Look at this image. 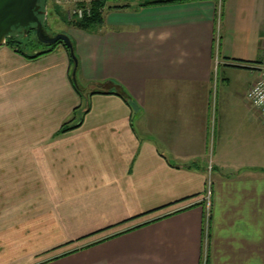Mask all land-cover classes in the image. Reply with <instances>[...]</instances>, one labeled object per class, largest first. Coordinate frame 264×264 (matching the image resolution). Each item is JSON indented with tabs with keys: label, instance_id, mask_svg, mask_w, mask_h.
Here are the masks:
<instances>
[{
	"label": "crops",
	"instance_id": "1",
	"mask_svg": "<svg viewBox=\"0 0 264 264\" xmlns=\"http://www.w3.org/2000/svg\"><path fill=\"white\" fill-rule=\"evenodd\" d=\"M67 33L80 84L130 99L80 93L62 44L0 47V264H264V119L247 96L221 115L214 77L231 33L263 57L225 64L255 70L245 95L257 82L264 0L107 8Z\"/></svg>",
	"mask_w": 264,
	"mask_h": 264
},
{
	"label": "rangeland",
	"instance_id": "2",
	"mask_svg": "<svg viewBox=\"0 0 264 264\" xmlns=\"http://www.w3.org/2000/svg\"><path fill=\"white\" fill-rule=\"evenodd\" d=\"M73 7L74 4L69 0H47L45 3L46 13L43 15V21L45 28L50 35H55L57 33L68 34L67 31L70 32L72 28L75 27L70 22L71 18L69 16V13L72 11ZM228 35L229 39L227 43L225 44L220 42V47H217L216 45L215 53V58L217 59L216 69L214 70V77L217 80L216 89L218 80L220 81L221 85L218 96L219 113L221 115L229 114L231 116L238 117V119H243V117H246L249 114L250 107V104L246 100L247 95L244 94L243 89L244 85L247 84L246 82H248L250 72H254L255 70L235 68L228 66L225 63L232 60V63L259 66L263 57V52L258 49L256 44H253L251 40H248L247 44L251 52L245 53V55L248 56L245 57V55H241L243 52H245V49H247L245 44L243 46V42L240 39L234 37L233 34L229 33ZM71 38L73 41V37ZM15 39L17 41H21V44L18 48L22 49L28 54H31L38 49L41 50L47 48L46 44L39 43L36 32L34 31L24 32L22 30H17ZM60 44L64 46L63 43ZM225 50H227V54H225ZM243 58H249V61H243ZM226 84L228 87L224 86ZM87 106L88 102L85 101L83 108Z\"/></svg>",
	"mask_w": 264,
	"mask_h": 264
},
{
	"label": "water",
	"instance_id": "3",
	"mask_svg": "<svg viewBox=\"0 0 264 264\" xmlns=\"http://www.w3.org/2000/svg\"><path fill=\"white\" fill-rule=\"evenodd\" d=\"M47 0H0V47L7 43L8 38L17 30L24 32L34 31L41 43L52 45L63 42L70 51L73 60L72 80L76 88L84 95L93 91L90 85L83 87L78 80L80 61L70 35L57 33L50 35L42 19L46 13ZM96 87H101L96 85Z\"/></svg>",
	"mask_w": 264,
	"mask_h": 264
},
{
	"label": "trees",
	"instance_id": "4",
	"mask_svg": "<svg viewBox=\"0 0 264 264\" xmlns=\"http://www.w3.org/2000/svg\"><path fill=\"white\" fill-rule=\"evenodd\" d=\"M181 0H139V2L133 4L132 0H128L126 2H119L118 0H93L91 2V8H92V13L91 15H85L83 18H73L70 20V22L78 28L84 29L86 31H93L96 30L97 28H99L103 22H104V11L107 8H125V7H130L133 5L138 6H147V5H155V4H161V3H174V2H178ZM43 19V17H42ZM16 33L12 34L8 40H7V45L10 46L11 48H13L16 52H19L29 58H36L40 55H43L45 53H48L50 51H52V49L60 44L63 43L61 41L52 44V45H46L47 48L45 49H38L35 50L33 53L28 54L26 52H24L22 49L18 48L21 44V41H17L15 39ZM39 43H41L39 41ZM64 44V43H63ZM64 47L69 51V49L67 48V46L64 44ZM70 52V51H69ZM73 63V60H72ZM241 67H245V68H250V66L247 65H239ZM109 83V82H108ZM107 83V84H108ZM111 84H114L113 82H111ZM115 83L114 86H118L117 88L113 89V90H106L107 88L104 87H94L93 91L90 93H102V92H109V93H116L120 96H122L124 99L129 100L130 96L126 93L125 89L122 88V86L120 84ZM80 93H82L81 91H79ZM83 94V93H82ZM83 119H81L79 122H74V120L65 123L62 126V131H66L72 128H76L77 126H79V124L82 122Z\"/></svg>",
	"mask_w": 264,
	"mask_h": 264
},
{
	"label": "built area",
	"instance_id": "5",
	"mask_svg": "<svg viewBox=\"0 0 264 264\" xmlns=\"http://www.w3.org/2000/svg\"><path fill=\"white\" fill-rule=\"evenodd\" d=\"M74 4L72 11L69 13L71 19L83 18L85 15H91L92 8L91 2L93 0H69ZM217 47L220 46V36L216 39ZM247 99L259 111L264 119V61L260 67V76L256 83H254L247 91ZM212 192H213V179L210 176L208 179V187L205 194L207 220L210 218L212 209Z\"/></svg>",
	"mask_w": 264,
	"mask_h": 264
}]
</instances>
